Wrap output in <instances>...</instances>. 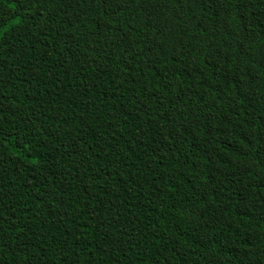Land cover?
I'll use <instances>...</instances> for the list:
<instances>
[{"label":"trees","instance_id":"trees-1","mask_svg":"<svg viewBox=\"0 0 264 264\" xmlns=\"http://www.w3.org/2000/svg\"><path fill=\"white\" fill-rule=\"evenodd\" d=\"M0 22V264H264V0Z\"/></svg>","mask_w":264,"mask_h":264},{"label":"snow or ice","instance_id":"snow-or-ice-1","mask_svg":"<svg viewBox=\"0 0 264 264\" xmlns=\"http://www.w3.org/2000/svg\"><path fill=\"white\" fill-rule=\"evenodd\" d=\"M2 23H3V22H0V26H2Z\"/></svg>","mask_w":264,"mask_h":264}]
</instances>
